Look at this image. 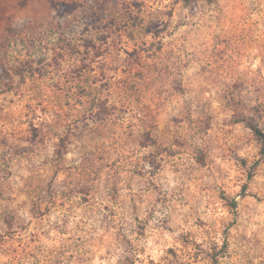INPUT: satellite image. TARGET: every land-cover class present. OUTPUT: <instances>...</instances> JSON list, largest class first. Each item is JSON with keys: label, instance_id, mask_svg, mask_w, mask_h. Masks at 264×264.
<instances>
[{"label": "clouds", "instance_id": "1", "mask_svg": "<svg viewBox=\"0 0 264 264\" xmlns=\"http://www.w3.org/2000/svg\"><path fill=\"white\" fill-rule=\"evenodd\" d=\"M0 264H264V0H0Z\"/></svg>", "mask_w": 264, "mask_h": 264}]
</instances>
